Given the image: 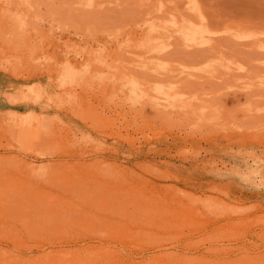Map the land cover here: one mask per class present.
<instances>
[{"label": "rangeland", "instance_id": "obj_1", "mask_svg": "<svg viewBox=\"0 0 264 264\" xmlns=\"http://www.w3.org/2000/svg\"><path fill=\"white\" fill-rule=\"evenodd\" d=\"M185 1L0 0V264H264V0Z\"/></svg>", "mask_w": 264, "mask_h": 264}, {"label": "bare ground", "instance_id": "obj_2", "mask_svg": "<svg viewBox=\"0 0 264 264\" xmlns=\"http://www.w3.org/2000/svg\"><path fill=\"white\" fill-rule=\"evenodd\" d=\"M185 3L187 4V8L185 9L189 12H192L193 15L198 18L197 19H193V18L184 19L182 20V22L179 23V21L175 17H173L172 19L169 20V23H170L169 26L172 29L171 34L169 36L178 35L182 37L186 45L200 46V45L208 44L210 40L212 39V36L216 33L230 32V29L228 28L219 29V30L211 29L204 22L202 12L196 0H186ZM262 25H263L262 26L263 28L260 29L261 31L259 32L256 31L255 29H252L251 31L237 32L234 35L240 39L252 40L259 48L264 49V38L260 37V35H264V24ZM143 26L144 28L141 29V33H143L145 28H149L150 31L151 30L156 31L159 28V25L157 26L153 23H150L148 20L143 22ZM141 33H139V35ZM142 44L144 45V42ZM168 46L169 44H165L159 50L166 49ZM154 50H156V48ZM211 64H214V63H211ZM215 64H218L217 61H215ZM207 65L208 64H206V66ZM75 72H76L75 69L71 67L69 68L63 67L62 75L64 78H68V79L74 78L76 74ZM181 72H184V70H181ZM187 72L191 73L190 70H188ZM121 79H123V84H122L123 87L129 89L130 95H131L130 99L133 102L137 101L141 97H145V96L148 97L152 93L153 95L151 96V98L154 100L156 105L173 107L175 106V103L179 100V98L182 97V94L178 93L172 85H167V84H163L159 82V83H154L153 86H146L142 82L134 78H131V77H128V78L122 77ZM258 84L261 86H264V79L260 80ZM71 255H72L71 260H68L69 264H80L82 262L84 264L87 263V262H84L85 260L83 258H80L73 254ZM49 258H50V255L45 257L44 264H49L51 262ZM2 259H5L4 264H30L27 261L17 259L13 256L11 257L10 255H4Z\"/></svg>", "mask_w": 264, "mask_h": 264}]
</instances>
